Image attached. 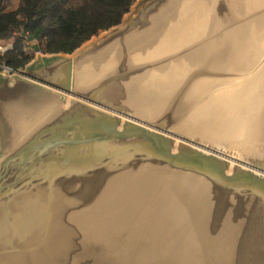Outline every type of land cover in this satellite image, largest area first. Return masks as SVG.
<instances>
[{"label":"water","instance_id":"water-1","mask_svg":"<svg viewBox=\"0 0 264 264\" xmlns=\"http://www.w3.org/2000/svg\"><path fill=\"white\" fill-rule=\"evenodd\" d=\"M0 71V264H264V0H137Z\"/></svg>","mask_w":264,"mask_h":264},{"label":"trees","instance_id":"trees-1","mask_svg":"<svg viewBox=\"0 0 264 264\" xmlns=\"http://www.w3.org/2000/svg\"><path fill=\"white\" fill-rule=\"evenodd\" d=\"M136 1L0 0V40H13V48L0 53V63L18 69L30 62L35 55L25 50L30 35L43 53H72L121 23Z\"/></svg>","mask_w":264,"mask_h":264},{"label":"built area","instance_id":"built-area-1","mask_svg":"<svg viewBox=\"0 0 264 264\" xmlns=\"http://www.w3.org/2000/svg\"><path fill=\"white\" fill-rule=\"evenodd\" d=\"M28 39V38H27ZM30 42L29 40L26 42L25 44V50L28 51V49L30 48ZM13 48V40L9 39V40H0V53H4L7 50H10ZM14 69L11 68L9 65L5 64V63H0V71H13Z\"/></svg>","mask_w":264,"mask_h":264},{"label":"rangeland","instance_id":"rangeland-1","mask_svg":"<svg viewBox=\"0 0 264 264\" xmlns=\"http://www.w3.org/2000/svg\"><path fill=\"white\" fill-rule=\"evenodd\" d=\"M27 52H30V53H33L34 52V54H36L35 50L34 49H31V47L28 49Z\"/></svg>","mask_w":264,"mask_h":264},{"label":"crops","instance_id":"crops-1","mask_svg":"<svg viewBox=\"0 0 264 264\" xmlns=\"http://www.w3.org/2000/svg\"><path fill=\"white\" fill-rule=\"evenodd\" d=\"M35 56H36V54L34 55V57H35ZM34 57H33V58H34Z\"/></svg>","mask_w":264,"mask_h":264}]
</instances>
